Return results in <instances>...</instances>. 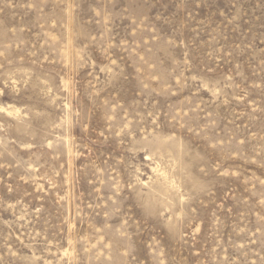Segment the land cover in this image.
<instances>
[{"label": "rangeland", "instance_id": "1", "mask_svg": "<svg viewBox=\"0 0 264 264\" xmlns=\"http://www.w3.org/2000/svg\"><path fill=\"white\" fill-rule=\"evenodd\" d=\"M0 264H264V0H0Z\"/></svg>", "mask_w": 264, "mask_h": 264}]
</instances>
